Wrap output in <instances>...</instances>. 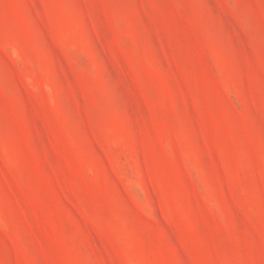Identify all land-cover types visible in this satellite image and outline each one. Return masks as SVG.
Listing matches in <instances>:
<instances>
[{
  "label": "rangeland",
  "instance_id": "rangeland-1",
  "mask_svg": "<svg viewBox=\"0 0 264 264\" xmlns=\"http://www.w3.org/2000/svg\"><path fill=\"white\" fill-rule=\"evenodd\" d=\"M0 264H264V0H0Z\"/></svg>",
  "mask_w": 264,
  "mask_h": 264
}]
</instances>
